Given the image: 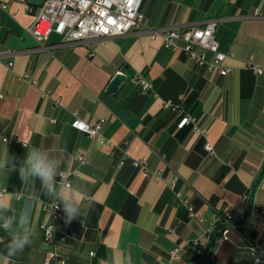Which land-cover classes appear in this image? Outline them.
Instances as JSON below:
<instances>
[{
    "label": "crops",
    "instance_id": "crops-1",
    "mask_svg": "<svg viewBox=\"0 0 264 264\" xmlns=\"http://www.w3.org/2000/svg\"><path fill=\"white\" fill-rule=\"evenodd\" d=\"M142 9L153 30L218 20L230 73L212 77L133 32L83 44L52 33L41 43L34 15L0 0V264H45L44 206L63 209L69 195L79 214L67 223L63 211L56 227L67 264H254L249 248L264 247V73L246 65L264 69V0H144ZM76 119L104 121L100 138L73 128ZM35 149L56 164L51 192L19 175ZM25 228L31 243L9 257L12 234ZM220 228L229 230L222 243Z\"/></svg>",
    "mask_w": 264,
    "mask_h": 264
},
{
    "label": "built area",
    "instance_id": "built-area-1",
    "mask_svg": "<svg viewBox=\"0 0 264 264\" xmlns=\"http://www.w3.org/2000/svg\"><path fill=\"white\" fill-rule=\"evenodd\" d=\"M21 3L25 10L34 15L35 22L31 28L32 34L41 43H44L52 33L63 37L64 44H83L94 40H109L125 36L131 32L148 35L151 39H161L164 46L175 52H182L189 56L198 67H205L207 74L214 77L225 76L231 68L226 65L227 55L221 51L216 33L219 26L218 20H212L203 27L173 26L153 30L147 25L143 13L144 0H45L42 7L36 8L30 0H9ZM7 5L3 4V8ZM256 17H261L258 12ZM212 55L211 60L208 55ZM13 66V64H10ZM261 75L264 69L252 62L246 64ZM143 91L151 89V85L145 80H140ZM167 107H170L167 105ZM178 110V107L174 108ZM191 122L190 119L187 120ZM104 121L90 125L85 121L76 119L72 127L85 133L91 139H98L104 126ZM3 142H11L2 138ZM208 150H211L208 146ZM80 164H86L85 156L78 155ZM136 167H144V162H135ZM69 174L61 173L58 177L67 188L71 185L67 181ZM48 214V222L42 226L44 239L50 250L46 254L45 264H67V259L62 256L58 248L66 241V238L57 234L56 227L63 217V209L58 200H54L44 206ZM225 222L234 220L232 214L223 216ZM203 222V220H200ZM213 229L216 224H212ZM220 242L228 240L229 230L221 231ZM251 254L264 264V247H250ZM171 259L177 261L181 258L180 249L170 252Z\"/></svg>",
    "mask_w": 264,
    "mask_h": 264
},
{
    "label": "clouds",
    "instance_id": "clouds-1",
    "mask_svg": "<svg viewBox=\"0 0 264 264\" xmlns=\"http://www.w3.org/2000/svg\"><path fill=\"white\" fill-rule=\"evenodd\" d=\"M56 164L54 161L50 160L49 157L40 151L39 149L30 150L27 153V157L24 160L23 167L19 170V175L22 182L27 177L39 178L43 184L50 192L53 191L54 176L56 175ZM63 211L65 213L66 222L70 223L79 214V208L77 201L73 195H69L67 198H62ZM3 203L0 202V210H3ZM12 220L7 221L4 224L6 229L12 227ZM19 223L21 225H26L28 223V216L21 215ZM31 233L27 228H25L20 233H13L11 241L8 246V256H14L17 252L24 250L26 246L31 243L30 239Z\"/></svg>",
    "mask_w": 264,
    "mask_h": 264
},
{
    "label": "water",
    "instance_id": "water-1",
    "mask_svg": "<svg viewBox=\"0 0 264 264\" xmlns=\"http://www.w3.org/2000/svg\"><path fill=\"white\" fill-rule=\"evenodd\" d=\"M44 1L45 0H30V3L34 6L42 7L44 4ZM124 80H125L124 75L116 76L113 79V81L110 83L108 87V92L111 94H114L118 90V88L120 87V85L123 83ZM254 264H260V261L256 259Z\"/></svg>",
    "mask_w": 264,
    "mask_h": 264
},
{
    "label": "trees",
    "instance_id": "trees-1",
    "mask_svg": "<svg viewBox=\"0 0 264 264\" xmlns=\"http://www.w3.org/2000/svg\"><path fill=\"white\" fill-rule=\"evenodd\" d=\"M259 183V182H258ZM224 228H220L219 229V232L216 233V235H221V231L223 230Z\"/></svg>",
    "mask_w": 264,
    "mask_h": 264
}]
</instances>
